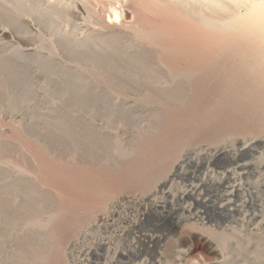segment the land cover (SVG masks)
<instances>
[{
	"label": "rangeland",
	"instance_id": "1",
	"mask_svg": "<svg viewBox=\"0 0 264 264\" xmlns=\"http://www.w3.org/2000/svg\"><path fill=\"white\" fill-rule=\"evenodd\" d=\"M9 1L11 3L15 2L16 5L19 4V10L22 14L21 17L19 16V19L17 18L15 20V22L6 21L0 17V26H6L12 31L8 34H1L2 32L0 31V47L2 46L0 49V75H2V73H10L13 76L14 80L12 79L13 81H10L11 85L9 84V87L11 86L12 88H10L14 89L17 94H22V92H25L26 89L29 90L30 88L40 90V93L37 94L35 100L39 122L38 129L32 130L26 123L19 119L11 116L10 119L9 114H7V102L5 98H2L4 96L0 94V97L2 98H0V109H6L4 111L2 109L0 110V122L4 125L6 123V130L2 132L3 135L7 138L12 137V139L16 140L18 137L20 146L24 147L26 145L22 148L26 152L23 151L22 153L21 151L22 156L23 154H26L25 156H27L29 154L28 151H32L31 155L29 154V157H26V159H28L32 156L28 161L24 156H21L22 159L27 161L26 164L25 160L20 162L22 159L15 155L17 154L16 152L12 151V149L10 151V149L6 148V150L0 151V163L9 160L7 165L10 164L13 167L11 168L15 169L19 162L20 165H18V167L22 166V163L25 161L23 167L27 165L25 169L30 168L27 171L31 170V173L34 171L32 173L33 175L37 174L35 175L36 177H42L43 180L41 178L37 179L41 180V183H43L46 176L47 178H50L46 179L52 183L55 182V175L57 178L63 176L60 179L62 180V184H65L67 182L66 180L71 176L72 177L70 179L71 182L68 183V181L61 188V190L64 189L63 191H65V189L67 190L65 191L66 197L64 196L65 194L59 190V185L62 186V184H59V179L56 178L58 185L55 183L58 187L45 180L49 185H46V183H44V185L48 187L50 185L55 186L49 187L50 189L53 188V191L49 189L50 193H54V195H51L54 196L52 197L53 199L51 198L52 201L50 199L51 196L48 199L45 195L40 194L38 188L27 179H21L22 181L19 182V184L17 183L16 189L13 188L12 191L7 194L5 200L1 199L0 194V203L7 207L5 213L0 214V236L4 234L5 230H9L11 233L19 231V227L24 230V236L19 237L18 239L12 238L11 240L9 245L8 264H51L50 255L54 250L58 249V247L59 249L54 253L58 254L57 252L60 251L61 256L65 255L64 253L66 252L63 251L65 250L63 247L65 248V246H67L71 237V234L70 236L67 235L68 229L72 228L71 223L73 218L71 217L74 214L73 216H80L79 218H81L85 214V212L83 213L81 209L78 208L79 206L75 204H72L71 206V203L69 205L70 201L68 200L63 201L64 198L68 199V194L72 195V193H74L76 194L74 196L77 197L78 191L73 192L75 187H82V190H79L81 191L79 194L87 193L91 188L93 180L95 182V179L99 176V179L102 177L105 178L104 180L108 179L106 180V182L109 181L108 183L113 180L115 183L111 182L110 184L115 190L117 187L118 193L120 192L119 190H122L123 188L120 194L124 193L129 195V193L135 189L134 191L137 190L136 193H133L134 191L132 193L133 195H136L141 192L140 189L144 190V183H147L149 180V178L147 179L149 176H147V174L151 173H149V171L151 170L153 173V170L156 171L155 169L161 164H163L161 166H164L166 158L170 156L168 151L175 157L177 154L185 155L187 151L193 153L194 151L201 150V152H205L208 148L211 149L210 145H212L211 143H213V141L221 139V134L226 136L229 135V137L238 134L246 138L258 130L261 121L264 119V100L259 104V110L252 109L251 105L254 101L249 93L254 90L244 92L242 89L244 84L247 85L246 82H249L248 73L236 76L238 79V85L235 93L233 92L234 95H231L230 102L228 103L225 102V95H228L226 93H228L230 89H225L223 91L208 86L206 88L208 91L206 89L202 90L198 86V83L203 79V74L200 73L199 75L198 72L190 69L192 66L190 64L191 60L194 58L193 56H198V58L200 57V59H202L208 54L207 47H203L204 50L202 49V46L198 48L199 43L197 41L202 37L201 35L204 34L205 37L212 38L214 35V37H216L217 33H221L219 30L222 32H224V30L227 31V28L222 26H224V24L228 22V19L231 18V15L234 13L232 10L236 12L239 10H246V7L251 3V0H247L249 4H247L246 0H244V2L242 0H234V2L233 0H226V5L230 6V8H223V6L221 7L216 4L214 0L213 3L215 5L212 4V0H208V2L207 0H205L206 2L204 0H190V9L197 17L195 18L194 15H191V17L186 15L188 17L185 16L186 18H183L184 20L181 17L182 14H179L178 16L176 15V18L174 15L168 16L169 14L167 12H163L164 10L162 7H164V5L161 4H165L166 1L169 3L168 0L165 2L163 0H152L155 4L158 3L157 6H159V4L161 5L162 9L159 8L160 12L158 7L150 0H23V3L21 0ZM81 1L84 3L86 1L91 9H93L92 14H94V11L96 12L95 15L97 18L93 20L87 19L88 13L85 12L84 9L78 8L80 7L79 3ZM159 1L163 2L159 3ZM237 1H240V4L237 3ZM233 3L234 7L231 9ZM153 4L155 7L152 6ZM217 5L220 7L215 8ZM237 8L240 9L237 10ZM229 9H231V12ZM162 12L164 14L167 13L168 15L165 14L164 16L163 14L161 16ZM198 18L200 19L198 20ZM27 19H31L34 26H29L30 24L29 21L27 22ZM173 20H176L177 22L175 23ZM178 20L180 22H178ZM108 21H110V23ZM187 21L188 23L190 21L192 23L190 22L191 24L189 23V25ZM107 22L109 25H111L112 22L117 24L116 26L132 27L133 33L135 32V26L139 27L140 25L148 27L149 32L164 28L160 31L166 34V37L163 34L161 38L162 40L159 39V45L166 44L171 39L176 40L178 37L184 39L185 35H187L186 39L188 42H184V45L188 48L186 51H190L186 52L187 55L179 54V59L175 56L177 61L176 59H172L175 57H170L171 54L166 55L168 53L165 50L161 52L164 56L160 53L161 57L154 52V54L150 53L144 58L146 60V65L140 64V62L132 65L131 62L127 63V58L123 55L122 50L119 49L118 53L114 56L116 59L115 65L117 66L116 72L112 74L108 73L105 70L109 67H106L107 65L105 66L106 68L97 70L103 77V84L95 87V90H93L94 88H90L86 91V99L82 98L81 100H78L79 98L76 97V88L72 85L73 71L64 69L55 60L47 62L44 56H46V52L55 50L59 59L80 67L86 71H82V75L87 77V66H90L91 61L94 62V60L99 57H108L107 55L109 53H106L103 48H97L96 50L94 49V46H87L88 44L85 43V40L83 42L84 46L78 48L73 47L72 43L74 39L85 37L89 28L95 32L96 30L103 31V34H100L101 36H99L98 39L99 41L104 40L103 38H105L106 35L105 31H109ZM182 23L190 26H188L189 28L187 29L182 25L188 30V33L187 31L184 32V30L183 32L177 31V28L180 27L178 25ZM171 27L173 29L176 28V30L172 29V31H169ZM190 30L191 32H189ZM204 31L206 33H203ZM117 39V46L121 45V43H126L127 40L124 35H117L116 40ZM131 39L132 37L130 40ZM181 39L177 41L179 42ZM130 40H128V43L131 42ZM163 40H165L166 43H164L165 41L163 42ZM190 43H193L194 46L192 45L189 48L187 46L188 44L191 45ZM32 47L42 49V54L44 55L43 57L40 55V59L35 57L36 65L32 64L34 68L32 66L29 67L31 65L30 61L27 59V57L30 58L29 56L25 57L23 54H17V52L20 53L18 50L26 48L30 49ZM195 48L198 50V53H196L197 55H194L195 52H197ZM145 49L146 48H143V52H146ZM192 49L193 51L195 50L193 53ZM261 50L260 53L258 52V55L262 58L264 57V49ZM199 52L201 53L199 54ZM165 55L166 58L168 57L167 59H169V61H166L167 59L165 58ZM162 57L164 61H166V64L162 63ZM180 58H184V60H181ZM186 58L188 60L191 58V60L187 62L188 60L185 61ZM29 68H31V70ZM80 73L81 72L77 70L76 74L79 75ZM4 76H6V74H4ZM163 79L166 82H162ZM218 81L220 80L218 79L216 82ZM214 82L215 80L213 81V85L215 86ZM261 87L264 88V85ZM62 93L64 99L61 103H58L57 96H60ZM19 96L21 97V95ZM201 98L203 100H201ZM79 101L83 105H78L80 114H78L77 118L73 119L70 114L75 111L74 108L77 107V102ZM113 102H116L119 106L116 105V107H113ZM3 103L6 104V106ZM58 104L61 105V108L58 109V116L54 121L47 122L45 119L39 117L41 115L39 108H54ZM128 105L131 107L128 108ZM5 114L6 117L4 116ZM211 116L214 117L212 118ZM186 119L188 123H185ZM6 121H8L9 124ZM11 121L12 123H10ZM91 121H103V125L105 124V131L97 133V130L90 125ZM7 126H11V128H8ZM19 130H23V133ZM10 132H13L14 134H11ZM18 132L22 136H20ZM19 136L23 137V139ZM21 142L22 144L23 142L26 144L21 145ZM30 143L33 144V146L28 145ZM183 143H188L189 145H192L193 148L183 150ZM231 144L234 149H239L241 147L240 141L235 139H233ZM27 145L30 147L27 148ZM253 148L254 149H251L250 151L247 150V152L240 151L242 153L237 151L238 154L235 153L233 156L234 158L218 156V158L216 157L213 160H208L206 156H202L199 164L186 159L183 163L184 168H182L185 173L180 172L176 177V183H174L176 185H174L175 188L173 189V193L177 196L172 198L173 195L168 194L170 196L169 198L165 191H159L160 193L157 192L152 197L155 198V200L159 198V201H168V207H166L167 211H165L164 208L162 209V207H158L159 209L157 207L151 208L152 202L147 199H144L146 202L144 200L138 202L124 199V203L122 201V204L119 203V205H116L117 207L113 206L116 212L111 208L112 206L106 207V209H108H104L105 211L102 209L103 211H101L104 212V214H108V217L106 218L110 220H108V223H102L101 227L99 226L100 229H96L97 235L103 236L106 240L107 238H114V244H112V248L110 247L109 249H107V245L98 248V255L91 253L88 258H90L94 264H113V260L116 261L117 259L120 260L121 264H160L164 262L166 264H174L175 249L184 248L187 249V254L184 257L185 264H205L214 262L216 258L215 255L208 250L205 239L206 236L210 233L231 235L234 231L240 232L241 230L244 236H248V232L250 231L248 230L249 226H246L248 224H246V222L244 223L243 219H245L246 216L250 217L252 215L251 217H253V215L257 213L260 215L259 217H256V220L258 221L261 215L264 214V208H261L260 205L258 206L257 202V204L251 202L254 199H258L260 203V198L262 200L264 199L262 198L264 197V163H261L264 159V143H257ZM38 149H41V152ZM42 149L45 152H42ZM209 149L207 151H209ZM35 150L40 152V156H38V152L36 154ZM42 153L45 157L42 156L43 159H39L38 157L42 158ZM152 153H155L154 156ZM33 154L37 156L33 157ZM47 156L51 157L48 161L51 159L53 161L45 162L44 159L49 158ZM143 156H145V158ZM157 156L161 157L158 158ZM160 158L164 160L161 161ZM11 159H14L15 161ZM16 159L19 161H16ZM257 159L262 167L257 165L244 166V164H249L251 162L257 163ZM39 160H43V162L39 163ZM140 160H142L143 163ZM158 160L162 163L159 164L160 162ZM139 161L141 164L138 163ZM151 161L152 164H149ZM44 162L45 164H43ZM52 162H54L53 166ZM56 162H58V165L61 164L59 168H64L66 167L65 165H69L70 167L67 166L70 168H68V172L71 174L68 175L69 173H67V170L65 169H58ZM156 162H158V164ZM241 164H243L244 167L241 166ZM48 165H51L53 168L56 166L57 169L54 171L53 168ZM156 165L157 167H155ZM42 166L44 170L42 168V172H40V167ZM47 167H50L52 173L54 172L53 174L55 175L52 176L50 168ZM71 168L77 170H72ZM56 170H65L66 172L64 171L61 174L67 173L66 177L64 175L58 177V172H56ZM77 171L82 172L77 174ZM98 171L101 172L99 173ZM97 172L100 175H98ZM212 172L215 173V176H222V174L227 175L226 179L222 181L223 184L211 187L202 182L203 178ZM15 173L17 172H14V174ZM229 173L232 174L230 175ZM40 174L43 176H39ZM102 174L103 176H101ZM77 175H79V178H77ZM73 176H76L77 179H75V177L73 178ZM82 177H85L86 179L91 177L89 178L91 180L93 177V180H88L89 183H87V180L84 178L82 179ZM52 178L54 181H52ZM63 179H65V181ZM79 179H82V181L80 180L77 182ZM122 179H124V181H122ZM96 180H98V178ZM120 180L124 182V184H122ZM76 182L81 184L75 185ZM116 182L117 184H119V182L121 183L119 187ZM251 182L253 184H251ZM84 183L89 188H87ZM113 184H116V187ZM140 184L141 186H139ZM235 184H238V186L241 187V190H237L234 194H230V191H232L233 185ZM248 184L250 186L252 185V187ZM71 185H74L75 187H71ZM261 185L262 187L260 188ZM120 186H122V188ZM256 187L259 188L257 189ZM69 188L71 189V192ZM72 188H74L73 191ZM83 188L86 189H84L85 192L83 191ZM183 188H186L189 191L192 190L195 194H185L180 198V190H184ZM17 189L18 191H16ZM167 189L168 188L165 190ZM57 190L63 195H58L59 193H57ZM248 191L250 194L252 193V196ZM240 192L242 193L240 194ZM254 192L256 193L255 195ZM132 193H130V195H132ZM197 196L200 200H197ZM251 197H254V199ZM203 198L210 202H208V204L205 203ZM54 199L56 201L55 203H53ZM228 199H232L233 203L237 201L232 205L237 207L236 204H240L243 207H240L238 211L235 210L233 213H227V210H222L220 212V209L218 211L215 204L223 203L228 201ZM58 200H61V203L68 202L70 210H66L68 206L63 203V216L55 206V204L58 203L56 204L58 208V205L60 204V201ZM245 200L251 201L246 203L244 202ZM49 201L52 202L54 209H56L55 211H53V206L50 205ZM180 202H182V204ZM243 202L245 204H243ZM175 205L178 208H172V206ZM185 205H187V208ZM73 206H75V208H73ZM234 206H232V208H236ZM181 207L184 208L182 209ZM78 209H80L79 213ZM145 209L146 211L148 209V212H146ZM71 211H73V214H71L70 217L67 212L71 213ZM223 211L226 213H223ZM57 212L59 214H56ZM239 212L241 214H239ZM95 213L99 214L100 210H95ZM248 213L251 214L249 215ZM239 215H242V218H240ZM112 219L114 221H111ZM110 222L111 224L113 223V226ZM134 222L135 224H133ZM127 226H129L130 229H127ZM115 228L119 229V231ZM116 231L118 233L120 232L119 234L121 237H119V234L116 233ZM71 232L69 230L68 234ZM115 233L118 237L114 235ZM53 234H56L57 238L60 239L57 243L60 241V245L62 244L61 246L59 244L56 246L54 245L52 242ZM115 240L116 244L119 246L115 245ZM229 246L230 248L235 249V244H229ZM115 250L117 253H115ZM121 251L126 252V254ZM242 257L245 260H248L246 253H244ZM65 259L71 264L73 256H71L69 250L68 254L66 253V256L62 259L63 262L61 261V263H59L61 259L57 261L55 258L58 262H56V264L67 262ZM160 260L161 262L159 263ZM248 262L254 264L251 260Z\"/></svg>",
	"mask_w": 264,
	"mask_h": 264
},
{
	"label": "bare ground",
	"instance_id": "2",
	"mask_svg": "<svg viewBox=\"0 0 264 264\" xmlns=\"http://www.w3.org/2000/svg\"><path fill=\"white\" fill-rule=\"evenodd\" d=\"M150 1H152V0H150ZM163 1L165 2L166 0H163ZM163 1H159V3L160 2H163ZM189 1L190 0H168L169 3H167V1H166L167 5H166V3L165 4H161V5H164V7H162L163 10H164L163 12H167L169 15L167 13H165V14H167L168 16L174 15L177 18V16L179 14H182L181 17L183 19V18L188 17L186 15H189L190 17H191V15L192 16L194 15L192 13V10L190 9ZM214 1L216 2V4L220 5L221 7L223 6V8L224 7H226V8L229 7L230 8V6H227L226 5V0H214ZM242 1L244 2V0H242ZM242 1H241V3H242ZM21 2L23 3V0H21ZM207 2H208V0H207ZM233 2H234V0H233ZM250 2L251 3L249 4L248 1H247V4H249V5H248V7L245 6L246 7V10L244 9V11L243 10L240 11L239 10L240 8H237V10H239L237 12L234 11V10H232L234 13L233 12H232L233 14L231 13L232 14L231 15V18H229L228 19V22L226 24H224V26H222V27L227 28V31L224 30L225 28L223 29L224 32H222L221 30H219L221 33H217L219 35L216 34V37H214L215 36L214 35L212 38L205 37V35L203 34V33H206L205 31L203 33H201L203 35H201L202 37H200L199 40L197 41L199 43V45H198L199 47L198 48H200V46H202V49L204 50L203 47H207L208 48V51H207L208 54L202 50L204 53L207 54V56L205 58L200 59V57L198 58V56H193L192 55L194 58L191 60V58H192L191 57L189 60H191V63L190 64L192 65L190 67V69L191 70H194L195 72H198L199 75H200V73L203 74V79H201L202 81L199 79L200 82L198 83L199 84L198 86L202 90L203 89L205 90L208 86L209 87L211 86L212 88L215 87L217 90H223V91L225 89L226 90L230 89V91L228 93H226L228 95H225V98H226L225 102H228V103L230 102L231 95H234L235 90H236L237 85H238V79L236 78V76L237 75L244 74V73H248L249 74V82H246L247 85L244 84V87L242 89H243L244 92H247L249 90H254L253 92L249 93L250 94V97L252 96L253 97V101H254L252 103V105H251V108L252 109H255V110H259L260 109L259 104L264 100V88L261 87L262 85H264V57L261 58L258 55L260 53V50L261 49H264V0H251ZM153 3L155 4V2H153ZM237 3L240 4V1L239 2L237 1ZM79 4H80V7H78V8L84 9V11L88 13V15H87V19L88 20H91V19L93 20V19L97 18L96 15H95L96 12L94 11V14H92L93 13V11H92L93 9H91V7L86 3V1H85V3L81 1ZM154 4L152 6H154ZM157 4H155V5L157 6ZM212 4L215 5L213 3V0H212ZM161 5L159 4L160 7L157 6L158 7V10H159V8H161ZM218 5L215 6V8L218 7ZM88 6H89V8H90L91 11L89 10ZM210 6H212V5H210ZM231 7H232L231 9H233L234 3H233V5ZM231 9H229V11ZM223 10H225V9H223ZM229 11H228V13H229ZM159 12H160V10H159ZM163 12H162L161 16L164 14ZM21 14L22 13L19 10V4L16 5L15 2L11 3L9 0H0V17H1V19H5L6 21H10V22L11 21L12 22H15V20L17 18L19 19V16L21 17ZM165 14H164V16H165ZM168 16H166V17H168ZM194 16H195V18L197 17L196 15H194ZM190 17H189V19H190ZM201 17H204V16H201ZM179 19H180V17H179ZM199 19L200 18H198V20ZM110 20H112V19H110ZM207 20H208V18H207ZM28 21H29V24H30L29 26H31V25L34 26V23H33V21L31 19H27V22ZM173 21H175V23L177 22L176 20H173ZM108 22L110 23V21H108ZM178 22H180V21L178 20ZM109 23H108V29H109V31H105L106 35H105V38H103L104 40L99 41V39H98L99 36H101L100 34H103V31L96 30V32H95V31L90 30V28H89L87 30V33H86L85 37H81V38H78V39H74V41L72 43V46L73 47H75V48L77 47L78 48V47L84 46V43L83 42L85 40V43L88 44L87 46H94V49H96V50H97V48H100V49L103 48L106 51V53H109L107 55L108 57H99V58H96L94 60V62L91 61L90 66H87V77H85V76L82 75V71H84V70L81 69L80 67H78L76 65H73V64H69V63H67V62L62 61L61 59H59L57 57V55H56L55 50H53V51L51 50L49 52H46V56H44L42 54L43 53L42 49H38V48H33L32 47L30 49H27L26 48V49L18 50L20 53L17 52V54H23L25 57H27V56L30 57V58L27 57L28 61H30V64H31L29 67L32 66L34 68V66L32 64H35L36 65L35 57L37 59H40L41 57L44 56L47 62H50L51 60H55L64 69L72 70L73 71L72 85H74V88H76V95H77L76 97L79 98L78 100H81L82 98H85L86 99L85 94H86V91L87 90H89L90 88H94L93 90H95V87H98L101 84H103V77H102V75H100V73L97 70H101V69L106 68V67L109 66L107 69H105L108 73L112 74V73L116 72L117 66L115 65L116 64V59H115L114 56L118 53V50L119 49L122 50L123 55L127 58V63L131 62L132 65H135L138 62H140V64L146 65L145 64L146 63V60L144 58L147 57L148 54H150V53L151 54L152 53L154 54V52H156L157 55L159 57H161L160 56V53L163 52V50H165L168 53L166 55H170L171 54L170 57L171 56L172 57H175L176 56L178 58L179 57L178 56L179 54L180 55H187L186 52H189L190 51V50L189 51H186L188 48H186V46L184 45V42H188L187 39H186L187 38V35H185V38L184 39L182 37H181L182 39L179 38V37H178L179 38L178 39L175 36L177 38L176 40L175 39H173V40L171 39L167 43H166L165 40H163V42L165 41L164 43H166V44L159 45V42H160L159 39L162 40L161 38H162V36L164 34L162 31H160V30L164 29L162 27H161L162 29L159 28L160 30H156V31L149 32L148 27H144L143 25H140L139 27H136L135 26V29H134L135 32L133 33V28L132 27L131 28H128V26L125 27L124 25H123L124 27H122L120 25L116 26L117 24H114L115 22L114 23L111 22V25H109ZM187 23H188V21H187ZM112 24H114V25H112ZM182 25H184V24L182 23V24L178 25L180 27L177 28V31L178 32L179 31L180 32H183V30H184V32L187 31V33H188V30L187 29L190 26L188 25L189 26L188 27L187 25H184L185 28H187V29H185L184 26H182ZM193 26H191V27H193ZM173 27H174V25H173ZM172 29L173 28L171 27V29H169V31L170 30L172 31ZM219 29H221V28H219ZM173 30H176V28H174ZM0 31L2 32L1 34H8L9 32H12L11 30H9V28H7L6 26H3V25L0 26ZM192 31H193V29H192ZM164 32H166V31H164ZM176 32H175V34H176ZM189 32H191V30ZM215 33H216V31H215ZM180 34H182V33H180ZM209 34H210V32H209ZM117 35L118 36L124 35L126 37V39H127L126 40V43H121V45L117 46V43H118V39L116 40ZM164 36L166 37V34H164ZM173 36H171V37H173ZM131 37H132V39L130 40ZM118 38H120V37H118ZM180 39H181V41L178 42L177 40H180ZM128 40H130L131 42L128 43ZM198 43H196V44H198ZM185 44H187V43H185ZM190 44L191 45L188 44L187 47L190 48V46H192V45L194 46L193 43H190ZM1 47H0V49H1ZM143 48H146L145 49L146 52H143ZM192 48H194V47H192ZM195 49L197 50V48H195ZM194 51L192 49V53ZM261 52H262V50H261ZM181 53H183V54H181ZM196 53H198V50H197V52H195L194 55H197ZM200 53L201 52H199V54ZM110 54H112V55H110ZM40 55H41V57H40ZM161 55L164 56L162 53H161ZM166 55H165V58H166ZM176 57L175 58H172V59H176ZM180 57H182V56H180ZM184 58H180V59L181 60L182 59L184 60ZM187 58L185 59V61L188 60ZM162 59H163V57H162ZM189 60L187 62H189ZM166 61H169V59H167ZM166 61H164V59H163L162 60V63L163 64H166ZM176 61H177V59H176ZM46 64H49V63H46ZM164 66H166V65H164ZM29 69L31 70V68H29ZM77 70L79 72H81L80 73L81 74V78H80V74L79 75L76 74ZM84 72H86V71H84ZM89 72H92L94 74L89 73ZM4 74H6V76H4ZM4 74L2 73V75H0V94L2 96H4L2 98L3 99L5 98V100L7 102L6 103L7 104V114H9V117L10 116L11 117H15L16 119H19L20 121L26 123L28 125V127L30 129H32V130L33 129L34 130L35 129H38V122L39 121H38L37 105H36L35 100H36L37 94L40 93V90H37L35 88H30L29 90L26 89V91L25 92H22V94L21 93L20 94L19 93L17 94L16 91H14V89H11L12 88L11 86H10L11 88L9 87V84L11 85L10 81L12 79L14 80L13 76L10 73H4ZM218 79L220 81L216 82ZM163 80H162V82H166L165 80L164 81ZM214 80H215V82H214L215 83V86L213 85V81ZM205 93H207V92H205ZM19 95H21V97ZM63 96H64L63 93L60 94V96H57L58 103H61L62 102V100L64 99ZM201 100H203V99L201 98ZM6 104H4V105L6 106ZM78 105H83V104H81L80 101L77 102V107L74 108L75 111L71 112V114H70V116L73 119L77 118L78 117V114H80L79 113ZM116 105L119 106L116 102H113V107H116ZM130 107L131 106L128 105V108H130ZM60 108H61V105L60 104H58L54 108H49V109H48V107L45 108V109H40L39 108V110L41 111V115L39 117L41 119H45L47 122L54 121L57 118V116H58V109H60ZM4 110H6V109L4 108ZM0 114H1V112H0ZM213 115H214V112H213ZM4 116L6 117V114ZM11 117H10V119H11ZM15 118H13V119H15ZM12 121H14V120H12ZM12 121L10 123H12ZM6 122H8V121H6ZM14 123H13V125H14ZM185 123H188L187 122V119H186V122ZM8 124H9V122H8ZM15 124H17V123H15ZM5 125H6V123H5ZM5 125L0 122V151L1 150L4 151V150H6V148L7 149H10V151L12 149V151H14V152H16L18 154V155L17 154H15V155L16 156H19L20 159H22L21 158V156H22L21 155V151H22V153H23V151L25 152V150H23L22 148H24L26 146L25 145L26 143L24 144V142H23V144H22V142H21V145H25L24 147L23 146L21 147L20 146V143L18 141L17 135H16L17 140L16 139H12V137L11 138L10 137L9 138L5 137L3 135V133H2V132H4L6 130ZM90 125L93 126V128L97 130V133H102V132L105 131L104 130L105 129V126H104L105 124L103 125V121L102 122L91 121ZM8 128H11V126H9ZM19 131H21V133H23L22 132L23 130H19ZM13 132H10V133L12 134ZM221 135H222L221 136V139H217L216 141H213V143H211L212 144V145H210L211 146V149L208 148L209 151H207L208 149L205 150V152H201V150L194 151L193 153L191 151H187V153L185 155L184 154L183 155L177 154L176 157L175 156H172L173 154H170L169 151H168V154L170 156L168 158H166V163L164 164V166H161V165H163V164H161L162 163L161 161H163L164 159H161L160 158L161 161H159V160L158 161L160 162L159 164H161V165L158 166V167L156 165L155 167H157L158 169L157 168L156 169L154 168L156 171L153 170V173L150 170L152 167L149 169L150 170L149 173L151 172L150 174H147V176L149 175L147 177V179L149 178V180L147 181V183H144V185H145L143 187L144 190L140 189L141 192H139L136 195L135 194L133 195V193H136V191H137V190L134 191L135 189H133V191H134V192L132 191L133 193L130 192V193H132V195H130V193H129V195L128 194H124V193L120 194L121 191L123 190L122 186H120L122 188V190H119L120 192L118 193V191H117L118 189L115 186L117 184V182H116L115 185L113 184L116 187V190H115V188L113 186H111V184H110L111 182H114L113 180L110 183H108L109 181L106 182V180H108V179L104 180L105 178L102 177V178H100L101 179L100 180L99 179V176L97 177L96 174L99 171L95 174V176L98 178V180H96L97 179L96 178L95 179V182H94L93 177H92V180H93L94 183L92 182L91 188L89 189V191L87 193L84 191L85 188H83V191L85 193L79 194L81 192L79 190H82V187L80 188L78 186V188H77L74 185H71V187H75V189L72 188V191L74 189L73 192H77L78 191L77 192L78 193L77 194V197L74 196V195H76L74 193H72L73 196L70 195V194H68V193L71 192V189L69 188L70 192L67 193L68 194L67 195V198L68 199L64 198L63 201L68 200V201H70L69 202V205H70V203H71V206H72V204H75V205L79 206L78 208H80L83 213L85 212L84 216L81 217V218H79L80 216L79 217L73 216L74 215L72 213L73 211H71V213L70 212L69 213L67 212V214H69V216L71 214H73L72 217L70 216L71 218H73L72 223L69 222V223H71V226H72L71 229L72 230L71 229H68V232H69V230H70V232L71 231L72 232L69 233V234L67 232V235L68 236H70V234H71L70 240H69L67 246H65V248L62 246L63 249H65V250H63L62 248L61 249L64 252H66L67 254H68V250L70 251L71 256H73V259H72L71 264H94L93 261L90 260V258H88V256L91 253L92 254L95 253V254L98 255V253H99L98 248L107 245V247H108L107 249H109L112 246V244H114V241H113L114 238L113 239H110L109 238L111 241L107 238V240H109V241H107L103 236H98L97 235V231H96V229L97 230L100 229L102 223H108V220H110V219L106 218V217H108V214H104V212H102L104 209H106V207H108V206L111 207L112 206L111 208H113L115 210V208L113 206L119 205V203L122 204L121 202L124 199L125 200L126 199H130L132 201H138V202L139 201L141 202V200L147 199L149 201L151 200V202H152L151 203L152 206L150 205L151 208H153V207H155V208L156 207L157 208L158 207H162V209L164 208L165 211H167L166 210V207H168V205H167L168 201H166V200L165 201L164 200L163 201H159V198L157 199L158 200L157 201V200H155V198H152V197H153V195L155 193H157L159 191H162V192L165 191L167 193L166 194L167 196L173 195L172 198H174V196H177V195H175L173 193V191H174L173 189L175 188L174 185H176L174 183H176L175 180H176L177 175L180 172H184V170L182 168H184L183 163L185 162L186 159H189V160L194 161V162H196V163L199 164L200 163V158L202 156H206L208 158V160H213L216 157L218 158V156H227V157L234 158L233 156L235 155V153H237V151H239V152L240 151H242V152L246 151L247 152V150L250 151L251 149H254L253 147L257 143H264V119L261 121L258 130L255 133H252L251 135H249L246 138L243 137V136H241V135H238V134L233 135V137H229V135L226 136L224 134H221ZM20 136H22V135L20 134ZM13 138H15V137H13ZM20 138L23 139V137H20ZM233 139H235L237 141H240L241 147L239 149H234L231 146L232 145L231 143H232ZM24 140H25V137H24ZM27 143H29V142H27ZM28 145H32L33 146V144H31V143L28 144ZM28 145H27V148L30 147V146L28 147ZM39 148H41V147H39ZM191 148H193L192 145H189L188 143H185V144L183 143L182 144V149L183 150H189ZM34 149H36V148H34ZM43 149H42V152H45ZM37 152L38 151H36V154H37ZM40 152H38V154ZM242 152H240V153H242ZM28 153L31 155L32 151L31 152L28 151ZM173 153H175V152H173ZM154 154L152 153L153 156H154ZM191 154H193V155H191ZM15 155H14V157H15ZM25 155L23 154V156L26 159V157L28 155L27 156H25ZM46 155H48V154H46ZM152 155H151V157H152ZM35 156H37V155H34L33 157H35ZM38 156H40V154ZM42 156L45 157L43 155V153H42L41 157ZM19 157H18V159H19ZM43 157L42 158L38 157V158L39 159H43ZM47 157H49V156H47ZM143 157L145 158V156H143ZM157 157L159 158L161 156H157ZM31 158H32V156L30 158H28V159L30 160ZM50 158L51 157H49L48 159H44L45 162H51V161H53L52 159L50 161H48ZM153 158H156V157H153ZM158 158H156V159H158ZM162 158H163V156H162ZM18 159H16V161ZM25 159H22L20 162H22ZM28 159H26V160L28 161ZM149 159H151V158H149ZM11 160H14V159H11ZM8 161L9 160H7L4 163H0V188H1L0 194H1V199L5 200L6 197H7V194L9 192H11L13 188L16 189V185H17V183L19 184V182L22 181L21 179L30 180L33 183V185L38 188V191L40 192V194L45 195L46 197H48V199H49V197L51 195H54V193L53 194L50 193V191H49L50 188L49 187L52 186L53 184L57 183L56 182V178L57 177H56L55 174H53L54 172L52 173L51 168H53V167H51V165H48L51 168L50 167H47V168H50V171L52 173V176L55 175V182H53V183L50 182L49 180H47L49 177L47 178V176H46L47 179L45 178L44 181L47 180L48 182H50L52 184V185H50L48 187V186H46V185H49V184H47V181H45V182L43 181V183H41V180H37L39 177L38 176L37 177L35 176L37 174H35V173H34L35 175L32 174L34 171H32V173H31V170L30 171H27L30 168L29 169H25V167L27 166L26 165L27 164V161H26V164H25L26 166L25 167H23L24 166V162H25L24 161L22 163L23 165L18 167V165H20L19 164L20 162H19L17 164V167L18 168L16 167L15 169H12L13 167L10 164H9L10 166L7 165V162ZM140 161H142V160H140ZM140 161L138 162L139 164H141ZM40 162L42 163L43 160L42 161L39 160V163ZM45 162L43 164H45ZM56 163L58 165V162H56ZM142 163H143V161H142ZM146 163H148V162H146ZM156 163L158 164V162H156ZM261 163L262 164L264 163V159H263V161H261ZM47 164H49V163H47ZM53 164H54V162H52V166H53ZM149 164H152V161ZM13 165H14V163H13ZM15 165H16V162H15ZM60 165H58V169H65V170H67V173H69L68 172V170L70 169L69 168L70 167L69 165H65L66 167L69 166L67 168L66 167L59 168ZM250 165L261 166L260 163H258V159H257V163L256 162H251L249 164L248 163L247 164H244V166H250ZM152 166H154V165H152ZM241 166H243V164H241ZM40 168H41V170L40 169H38V170H40V172H42L43 166L40 167ZM258 168H260V167H258ZM55 169H57L56 166H55V168H53V170L55 171ZM145 169H146V167H145ZM43 170H44V168H43ZM72 170H77V169L73 168ZM64 171L63 170L62 171L61 170H59V171L56 170V172H58L57 173V176L60 177L61 175H64L66 177L67 173L66 174H64V173L61 174ZM14 172H17V173L14 174ZM70 172H72V171H70ZM80 172H82V171H79V172L77 171V174L80 173ZM144 172H145V170H144ZM47 173L50 174L49 172H47ZM74 173H76V172H74ZM99 173H98V175H100ZM70 174L71 173H69L68 175H70ZM41 175L42 174H40L39 176H41ZM43 175H44V173H43ZM145 175H146V172H145ZM145 175H143V176H145ZM49 176H51V175H49ZM77 176H78L77 178H79V175H77ZM101 176H103V174ZM226 176L227 175H223V174H222V176H215V173L212 172V173H209L208 175H206V177L203 178V181L202 182H204L205 185H208V186L210 185L211 187L212 186L215 187L217 185L223 184L222 181L226 179ZM71 177L69 179L66 178L67 179L66 181L67 182L69 181L68 183L71 182L70 181ZM74 177H75V179H77L76 176H73V178ZM40 178L42 179V177H40ZM61 178H57V179L60 180ZM83 178L86 179L85 177H82V179ZM89 178H91V177H89ZM89 178L86 179L87 180V183H89L88 180H91ZM75 179H73V180H75ZM82 179L77 180V182L80 181V180L82 181ZM63 180L65 181V179H63ZM260 180H262V179H260ZM52 181H54V179ZM122 181H124V179H122ZM145 181H146V179H145ZM61 182H62V180H60L59 184H62ZM77 182H76V184L75 183L74 184L75 185H80L81 184V183L78 184ZM44 183H46V185H44ZM65 184H62V186L59 185L60 189L59 188L58 189L61 190V188ZM82 184H83V182H82ZM120 184H121L120 182H119V184H117L118 187H119ZM122 184H124V182H122ZM251 184H253V183L251 182ZM57 185H58V183H57ZM57 185L55 184L56 187H58ZM55 186H52V187H55ZM139 186H141V184ZM139 186H137V187H139ZM254 186H253V188H254ZM68 187H67V189H68ZM250 187H252V185ZM261 187H262V185L260 186V188ZM87 188H89V187L87 186ZM166 188H168V189L165 190ZM193 188H195V187H193ZM50 190L53 191V188L50 189ZM59 190H57V193H59L58 195H60L61 192H62L63 194H65L64 196L66 197L65 191H67V190L65 189V191H63L64 189H62L61 192H58ZM237 190H241V187L238 186V184L233 185V189H232V191H230L231 192L230 194H234V192L237 191ZM16 191H18V189ZM253 191H255V190H253ZM124 192H126V191H124ZM177 193H178V191H177ZM241 193L242 192H240V194ZM63 194H61V195H63ZM185 194H193L194 195L195 193L192 190L191 191L187 190L186 188L184 190H180V198H181V196H183ZM249 194H250V192H249ZM255 194L256 193L254 192V195ZM260 196H262V195H260ZM52 197H54V196H51L50 199ZM254 197H251V198L254 199ZM169 198H170V196H169ZM262 198H264V197H262ZM52 199H51V201H52ZM57 199H59V198H57ZM152 199H154V200H152ZM198 199L200 200V198L197 196V200ZM229 199H228V201H225L223 203H219V204L216 203L215 204V207L218 208V211L220 209V212L222 210H227L226 211L227 213H229V212H232L233 213L235 210L238 211L240 209V207H243L240 204L239 205L236 204L237 207L234 206V205H232V204L236 203L237 201L235 200L236 202L233 203V200L232 199L229 200ZM73 200H75V201H73ZM260 200H261L260 203H259V200L258 199H256V200L254 199L251 202H255V203L257 202L258 203V206L260 205L261 208H264V203H263V200L264 199L262 200L260 198ZM58 201H60L59 203L62 204V205L59 204L60 206L58 205V208H57V205L56 204H58V203H56L55 206H56V209H58V211L60 212V214L63 216L62 213L64 211V208L62 206L64 204H67V206H68V202L67 201H66L67 203L63 202L64 203L63 204V203H61V200H58ZM144 201L146 202V200H144ZM179 201H181V200H179ZM203 201L205 203H207V204H208V202H210V201H208L207 199H204V198H203ZM250 201L245 200L244 202L247 203V202H250ZM55 202L56 201L54 199V202L53 203H55ZM244 202H243V204H245ZM123 203H124V201H123ZM175 203H177V202H175ZM180 203L182 204V202H180ZM50 205L53 206L52 202H50ZM185 206L187 208V205H185ZM232 206H234L236 208H232ZM174 207H176V205L175 206H172V208H174ZM6 208L7 207H5L2 203H0V214H4L5 211H6ZM65 208H67V207H65ZM73 208H75V206H73ZM176 208H178V207H176ZM181 208L183 209L184 207H181ZM188 208H190V207H188ZM53 209H54V206H53ZM56 209H54L53 211H55ZM80 209H78V213H79V210ZM66 210H70L69 209V206H68V208ZM95 210L96 211L97 210L98 211L100 210V213L99 214L95 213ZM186 210H188V209H186ZM145 211H146V209H145ZM149 211H151V210H149ZM171 211H168V212H171ZM241 211H242V208H241ZM115 212H116V210H115ZM121 212H120V214H121ZM146 212H148V209H147ZM158 212H159V210H158ZM224 212L225 211H223V213ZM240 212H239V214H241ZM56 214H59V213L57 212ZM248 214L250 215L251 213H248ZM75 215H77V214H75ZM241 216H240V218H242ZM251 216L250 217H247L246 216V218L243 219L244 223L246 222V224H248L246 226H249L248 227V230H250V231L248 232V230H247V232L249 233L248 236H246V235L244 236V234L241 232L242 230L240 232L239 231H234V233H232L231 235L213 234V233L212 234L210 233L208 236L205 235L206 236L205 239H206V243H207L206 245L208 246V250L212 254H214L215 255V258H216V260L214 262H212V263H205V264H250L248 262L249 260L253 261L254 264H264V214L261 215V217H260V219L258 221L256 220V217L257 216L259 217L260 216L259 214L256 213L255 215H253V217H251ZM112 217H114V216H112ZM111 221H114V220L112 219ZM136 223H138V222H136ZM110 224H111V222H110ZM110 224H108V225H110ZM133 224H135V222ZM108 225H106V226H108ZM111 225L113 226V223ZM97 227H99V228H97ZM127 227H128L127 229H130L129 226H127ZM115 229L119 231V229H117V228H115ZM120 230H121V228H120ZM122 232H121V234H122ZM124 232H126V231H124ZM116 233H118V232L116 231ZM116 233L114 235L117 236ZM125 234H127V233H125ZM196 235H197V233H196ZM22 236H24V230L22 228L20 229V227H19V231H16L15 233H11L9 230H5L4 231V234H2V236H0V264H8L9 245L11 243L12 238H14V239L17 238L18 239L19 237H22ZM119 237H121L120 234H119ZM67 238H69V237H67ZM58 240H60V239L57 238V235L56 234H53L52 242L54 243L55 246L58 245V244L60 245V241H59V243H57ZM66 243H67V241H66ZM229 244H233V245L235 244V249L230 248ZM115 245H118V244H116V240H115ZM116 248H118V247H116ZM58 249H59V247H58ZM58 249H56V250H58ZM119 249H118V251H119ZM56 250H54L55 253H56ZM175 250H176V252L174 251L175 252L174 264H185V258L184 257L187 254V249H184V248L179 249L178 248V249H175ZM110 251H111V249H110ZM113 251H114V249H113ZM54 252L50 255V262H51V264H56V262L59 261L60 259L61 260H60L59 263H61L62 259H64V256H66V253H64L65 255H62L61 256L60 251L57 252L58 254H55ZM121 252H123V251H121ZM115 253H117L116 250H115ZM123 253L126 254V252H123ZM244 253L247 254V259L248 260H245L242 257ZM51 256H52V258H51ZM67 257H68V255H67ZM55 258L57 259V261L55 260ZM66 259H65V261H67V262H64L63 264H66V263L67 264H70V263H68V260H66ZM117 260H119V259H117ZM117 260L116 261L113 260V264H121L120 260L119 261H117ZM160 262H161V260L159 261V263ZM164 263H160V264H164Z\"/></svg>",
	"mask_w": 264,
	"mask_h": 264
}]
</instances>
